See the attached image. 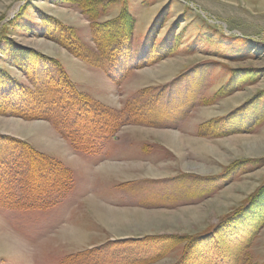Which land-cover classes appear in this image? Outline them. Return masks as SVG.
I'll list each match as a JSON object with an SVG mask.
<instances>
[{"label": "rangeland", "instance_id": "374dc122", "mask_svg": "<svg viewBox=\"0 0 264 264\" xmlns=\"http://www.w3.org/2000/svg\"><path fill=\"white\" fill-rule=\"evenodd\" d=\"M88 1L93 17L69 1L0 0V73L32 87L4 53L9 41L54 59L79 91L121 117L96 152L83 153L52 121L0 111V135L72 177L65 193L38 200L13 179L14 198L0 196V234L16 236L14 252L0 251V264H213L217 245L222 264H264V227L247 234L257 219L242 221L233 233L231 221L264 184V115L255 124L264 112V0ZM47 16L92 49L93 20L103 29L129 16V74L116 82L45 35ZM232 113L234 127L220 132ZM3 143L0 164L23 175L21 147ZM93 201L125 214L110 226ZM66 227L82 237L65 236Z\"/></svg>", "mask_w": 264, "mask_h": 264}, {"label": "trees", "instance_id": "16d2710c", "mask_svg": "<svg viewBox=\"0 0 264 264\" xmlns=\"http://www.w3.org/2000/svg\"><path fill=\"white\" fill-rule=\"evenodd\" d=\"M61 2L69 1L88 11L89 16L93 17L96 8L94 5L87 6L88 0H60ZM126 20V21H125ZM134 21L129 16L120 17L114 22L106 23L103 29L100 24L93 20L92 31L97 41V48L92 49L83 45L78 38H75L73 28L63 25L57 19L47 16L44 18V34L51 36L54 40L63 44L76 56L84 62L101 67L107 75L120 82L130 72L129 62L132 53L129 41L133 35ZM107 36V41L103 39ZM112 41H111V39ZM4 53L13 61L18 69L26 74L31 86L22 85L18 79H10L7 72L0 73V111L12 115H20L32 119H46L52 121L53 126L70 142V144L83 153L96 152L100 140L105 134L113 133L120 124L121 117L114 110L108 107L100 106L96 101L92 100L87 94L79 91L76 85L68 78L67 73L60 67L54 59L40 58L33 51H29L24 47L12 45L6 42L4 45ZM150 54V53H149ZM145 55L142 58L143 66L146 62ZM57 73L55 74V69ZM63 69V70H62ZM236 115L232 113L221 122L220 132L226 131L228 127H234V123L230 118ZM264 115L253 118L247 123L246 130H249ZM150 119H154L150 117ZM240 130L234 128L232 131ZM229 132V131H227ZM0 142L10 144L11 146H19L22 151L18 154L21 159L15 163L22 161L25 173L22 175L15 174L11 176L8 173L10 168L5 164H0V196L14 198L12 191L13 179L17 176L21 177L22 186L27 190H33L38 198H47L48 193L58 195L59 192L66 191L71 184L72 177L69 170L62 163L50 160L48 157L36 151L28 143L15 138L0 135ZM2 140V141H1ZM17 155V156H18ZM16 156V158H17ZM13 161V160H11ZM22 169V166H20ZM19 199V198H18ZM16 200L18 202L19 200ZM35 201V199H31ZM56 202V197L47 199L43 204L35 207H48ZM38 203V201H37ZM10 203H8L9 205ZM264 215V184L248 199V201L235 211V215L231 217L233 233L237 231L238 222H250L256 220L254 226H247V234L254 232L258 235V231L264 227L261 216ZM253 224V223H252ZM256 228V229H254ZM239 235L233 236L237 240ZM241 247V245H240ZM239 247V248H240ZM240 250V249H239ZM216 259L213 264H222L224 259L217 255L219 246L215 250ZM93 254V253H90ZM204 254V253H203ZM213 257L214 253H210Z\"/></svg>", "mask_w": 264, "mask_h": 264}, {"label": "bare ground", "instance_id": "6f19581e", "mask_svg": "<svg viewBox=\"0 0 264 264\" xmlns=\"http://www.w3.org/2000/svg\"><path fill=\"white\" fill-rule=\"evenodd\" d=\"M169 141L171 143H174L171 140H169ZM175 141L177 142V139H175ZM175 145L178 147V144L177 143ZM92 208H94L96 214L98 213L99 215H101L102 218H104L106 220V222L110 226H112L111 224H114L115 225V221H117V218H120V217H122L125 214V212L121 211L120 209H115V208H112V207H106V206L101 205L100 203H96V201H93ZM80 232L81 231L77 230V228H74V227H66V229L64 230L63 233H64L65 236H68V237H71V235H75V236L78 235V237L79 236L82 237V235L79 234ZM65 236H63V237H65ZM14 238H16V236L14 234H12L11 232H9V233L7 232L6 234L5 233L0 234V251H5L6 250V252L8 251L9 253L14 252L13 247H11V245L9 244L10 241H13L12 239H14Z\"/></svg>", "mask_w": 264, "mask_h": 264}]
</instances>
